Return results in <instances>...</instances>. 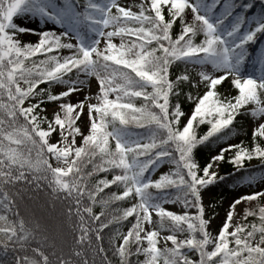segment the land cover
Returning <instances> with one entry per match:
<instances>
[{
	"label": "snow or ice",
	"instance_id": "snow-or-ice-1",
	"mask_svg": "<svg viewBox=\"0 0 264 264\" xmlns=\"http://www.w3.org/2000/svg\"><path fill=\"white\" fill-rule=\"evenodd\" d=\"M130 4L0 0V264H264V206L245 209L259 225L230 230L236 205L264 198V0L259 14L253 0ZM229 78L235 96L218 89ZM246 113L253 146L227 143L200 165L197 146L224 140ZM226 153L233 172L222 176ZM253 158L259 176L245 167ZM229 179L261 190L235 198L213 234L203 194ZM42 197L59 212L21 211Z\"/></svg>",
	"mask_w": 264,
	"mask_h": 264
},
{
	"label": "trees",
	"instance_id": "trees-1",
	"mask_svg": "<svg viewBox=\"0 0 264 264\" xmlns=\"http://www.w3.org/2000/svg\"><path fill=\"white\" fill-rule=\"evenodd\" d=\"M257 4L255 14H259L260 8H259V0H253ZM138 10V9H137ZM251 18V17H250ZM178 30V26H174ZM257 49H264V41L259 42L256 46ZM255 60V56H253V61ZM246 71L249 73H254L256 70L254 69L252 64H248L246 66ZM178 74V73H177ZM174 78V77H173ZM230 79L226 80L221 86H218V89L221 93H226L230 94L231 96H235L237 94V90L231 86L230 84ZM40 87H46L45 84H41ZM54 91V89H53ZM185 93L189 91L187 87L184 88ZM195 91V90H193ZM139 103V101H137ZM191 102H187L185 107L187 108L190 106ZM248 108L252 107L251 105L246 106ZM243 111V110H242ZM252 118V116L248 113L245 115L238 116L237 119L234 121L235 127L232 129V133L227 136L224 140L218 141L215 143H210V144H205V145H198L197 149L195 150V156L196 159L198 160L200 165L206 164L212 155L216 154L219 147L222 145H226L227 143H233V144H240L242 143V146L249 147L251 148L253 146V136H252V131L249 129V120ZM45 126V125H44ZM207 130V125H200V127L197 129V134L201 135L203 134L204 131ZM257 142L261 143L264 145V140H257ZM230 155V153H226V159L225 161H222L220 163V169L218 170L219 174L222 176H227L228 173L233 172V166L232 164L227 162V156ZM245 167L254 169L256 171L257 176L260 174V161L256 158H253L251 161H245ZM91 165H87L85 167V171L90 170ZM157 171L154 173V176H156ZM104 173H99V174H94L93 177H90V182L94 183L96 179H98L100 176H103ZM158 175V174H157ZM110 178V177H109ZM246 184V182L241 183L240 181H233L231 179L220 182L218 186H214L211 188L213 190V196H212V207H213V214H215L218 209L222 206V203L241 185ZM108 190L105 189V192ZM46 197H42L39 200H25L21 201V211L26 215V216H31L33 214L38 215L39 213H36L34 210V204H45ZM256 201V205L253 209L258 213V209L260 206H264V198H258ZM116 205L112 204L109 207L114 208ZM62 205L57 202L55 209H53L55 212H59L61 209ZM95 212L100 211V206L97 205L94 208ZM131 219V218H129ZM252 223H256L259 225V217L258 215H248L247 218L245 219V210L243 212V215L241 217L240 223L239 224H248L249 227L251 226ZM130 227V225L127 224V222H124L120 225L119 231L126 232L127 228ZM107 239V237L105 238ZM231 246V245H230ZM159 247V244H158ZM194 258V257H193ZM195 259V258H194ZM139 261H143L144 257L140 256L137 258L136 256L132 257L133 264H138Z\"/></svg>",
	"mask_w": 264,
	"mask_h": 264
},
{
	"label": "rangeland",
	"instance_id": "rangeland-1",
	"mask_svg": "<svg viewBox=\"0 0 264 264\" xmlns=\"http://www.w3.org/2000/svg\"><path fill=\"white\" fill-rule=\"evenodd\" d=\"M120 2L122 4H127L129 3V0H120ZM141 2V0H131V4L130 6H133V10H137L138 7H136V5ZM25 23H28L27 21H25ZM30 27H34V25L29 24ZM25 41H35L37 39L36 36L33 35H25L23 38ZM115 42L119 43V40L117 39ZM256 75H258V71L255 72ZM90 83H91V90L92 92H95L97 90V82L95 80L94 77H90ZM231 79V78H229ZM54 91H58V89L54 88ZM83 95L82 94H74L72 97L73 102H75L76 99H82ZM47 107V112L45 113V115H47L49 118H51L52 114H53V109L55 107L54 104L49 103L46 105ZM255 119L254 117H252L249 120V129L253 132L254 127L256 126L255 124ZM78 124H80V126L82 127L83 130H87V126H88V118L87 115H84L82 117V119L80 121L77 122ZM46 127V125H45ZM60 139L58 132L57 133H53L52 134V140L56 141ZM80 141V137H77V144H79ZM53 163V165H56V161L53 159L51 161ZM221 163V162H220ZM220 169V167H219ZM218 169V170H219ZM166 170V168L163 169H158L157 174H159L160 171ZM156 174V175H157ZM259 176V175H258ZM261 190L259 187V180H257V182L252 186L249 187L248 184H244L239 186L223 203L222 206L218 209V211L213 214V207H212V196H213V190H209L207 192H205L203 194V203L205 205V210H206V216L211 218L212 220V224H211V231L213 234H216V232L220 229L222 223L225 221L226 219V215L227 212L229 211V205L231 204V202L239 197V196H244L247 194H250L254 191H259ZM256 205V201H250V202H245V201H241L240 204L236 205V208L233 212V221H232V225L230 226V230L232 229V227H234L236 224L240 223L241 217L243 215V212L245 209H251L254 208ZM165 207L169 210L175 211V212H181L182 211V206L179 204H166ZM34 210L36 211V213H39L37 216H43V217H49L53 214V212H55L50 206H47L46 204H34ZM191 211H195V209H192ZM153 217L154 219H156L155 214L153 213ZM169 232L167 229H163L161 230L160 233V243H159V247H163L164 246V239L163 237L168 235ZM180 236V238H183V236L185 234H178ZM168 246H171V242H167ZM195 259H198V255L194 256Z\"/></svg>",
	"mask_w": 264,
	"mask_h": 264
}]
</instances>
